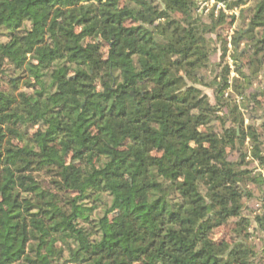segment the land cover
I'll return each instance as SVG.
<instances>
[{
	"label": "trees",
	"instance_id": "obj_1",
	"mask_svg": "<svg viewBox=\"0 0 264 264\" xmlns=\"http://www.w3.org/2000/svg\"><path fill=\"white\" fill-rule=\"evenodd\" d=\"M216 1L245 7L232 57L264 78V0ZM224 22L195 0H0V264L264 258V211L257 252L242 214L257 178L227 152L248 139L264 166V101L227 126Z\"/></svg>",
	"mask_w": 264,
	"mask_h": 264
},
{
	"label": "rangeland",
	"instance_id": "obj_2",
	"mask_svg": "<svg viewBox=\"0 0 264 264\" xmlns=\"http://www.w3.org/2000/svg\"><path fill=\"white\" fill-rule=\"evenodd\" d=\"M243 8L245 7L240 6L232 8V10H236L235 13L232 14L221 13L223 18L225 19L223 26L225 27L224 36L226 38L225 45L227 53L224 57L222 56L221 51L222 44L219 40L215 39L214 34L209 35V41L213 44L211 62L221 63L222 66L227 67V70L229 71V87L224 92V99L228 101V108L224 107L223 109L227 111L226 113L228 117V112H231L232 110H234L235 112H232L230 114L231 116L227 120V126H231V124H233L231 123V121L235 120L234 122L237 125L242 126L243 128H247L252 123V121H254L252 119L261 116L262 111L260 109V105L262 104L264 99L263 97H261V95L255 97L254 94H258L257 92H260V90L264 87V78L263 74H257L255 77L252 76L253 80L252 78L246 79V77L250 75V70L247 69V66H245L243 69L244 77L240 76L239 73L236 71L237 61L234 60V58L232 57L235 55L232 50L233 38L236 36V32L242 29L239 20L241 19V10ZM231 19H234V22L232 25H228L227 21L229 22ZM6 40V35H3L0 38V41L2 42ZM242 46L243 45H241L240 48H243ZM250 59H252V56L247 55L242 58H239L238 60L243 62L244 64H247ZM8 74H10V72ZM235 80H237V83H235ZM5 83L6 82L3 83V86H7V84ZM233 83L235 86H237L236 91L233 88ZM202 91L208 96L210 103L213 104L214 98L212 91L209 89H202ZM20 92L31 93V90L21 87ZM225 111H219L218 115H225ZM216 127L219 129V124H217ZM237 148L238 146H235V144L231 146L227 150L228 155L232 160L241 162L242 169H246L251 172V178H257L256 183H245L244 189L246 190V193L242 199V204L244 206V211L242 214L245 218H247L246 233L248 235V242L251 244V246L254 247L255 251L257 252L261 246V235L256 230L254 219L257 215H260L264 211V166L261 167L258 162L253 159V146L250 144L248 139L245 140L242 146V151L238 152ZM232 224L233 221L227 225L215 229L213 234L214 240L217 242L222 239H226L231 228L233 227ZM258 264H264V258H261Z\"/></svg>",
	"mask_w": 264,
	"mask_h": 264
},
{
	"label": "built area",
	"instance_id": "obj_3",
	"mask_svg": "<svg viewBox=\"0 0 264 264\" xmlns=\"http://www.w3.org/2000/svg\"><path fill=\"white\" fill-rule=\"evenodd\" d=\"M197 12L208 15L213 12L216 17L219 13L232 14L235 13V9H228L223 2H217L216 0H195Z\"/></svg>",
	"mask_w": 264,
	"mask_h": 264
}]
</instances>
